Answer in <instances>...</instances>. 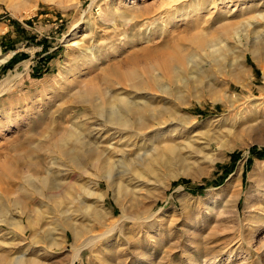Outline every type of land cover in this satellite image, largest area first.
<instances>
[{
    "label": "rangeland",
    "instance_id": "obj_1",
    "mask_svg": "<svg viewBox=\"0 0 264 264\" xmlns=\"http://www.w3.org/2000/svg\"><path fill=\"white\" fill-rule=\"evenodd\" d=\"M95 1L0 0V52L11 54L0 64V82H9V90L0 94V146L17 128L11 118L40 114L44 102L60 100L53 88L63 83L61 77L76 82L100 75L102 67L114 62L106 56L113 46L128 52L110 50L109 56L122 58L141 46L188 36L189 31L214 38L228 24L242 30L243 42L233 37L235 27L229 31L220 69L201 47L183 41L194 56L185 68L197 81L186 76V81L172 83L174 94L157 93L183 116L173 125L179 132L177 152L182 162L170 165L168 159L176 162V158L166 153L152 164L157 175H147L153 183L140 206L127 207L123 215L118 194L103 174H79L66 161L60 182L69 184L78 199L63 206L69 222L81 231L80 252L72 254V227H66L62 214L46 204L40 206L44 223L36 228L20 208L12 209L19 225L0 223V254L8 259L25 254L36 262L29 264H264V157L254 154L264 151V59L257 60L253 53L257 40L264 49V0H219L209 12L203 8L213 0ZM73 37L95 47L102 60L88 64L84 57L91 53L70 46L67 40ZM66 68L70 74L64 73ZM70 104L75 117L90 114L83 105ZM19 124L26 127L24 120ZM132 149L128 152L132 161L116 171H123L118 177L125 186L132 185L129 168L140 167ZM238 170L236 191L225 190ZM88 171L93 173L94 168L90 165ZM96 182L104 195V209L114 212L103 224L83 205L93 202L85 188H95ZM153 200L155 207L149 211Z\"/></svg>",
    "mask_w": 264,
    "mask_h": 264
},
{
    "label": "bare ground",
    "instance_id": "obj_2",
    "mask_svg": "<svg viewBox=\"0 0 264 264\" xmlns=\"http://www.w3.org/2000/svg\"><path fill=\"white\" fill-rule=\"evenodd\" d=\"M175 1L168 0L167 4L171 2L175 4ZM218 4L219 0H213L208 6H204L203 10L209 12L210 8H215ZM234 27L231 24L221 27L220 34L214 38H209L205 34L197 36L193 31H189L188 36L170 38L154 47L141 46L138 51H131L122 58L109 56L110 50L120 52V54L123 52L121 55L128 52L121 47L113 46L106 52V56L114 62H109L102 67L100 75L89 76L91 78L86 76L83 81H76L77 83L61 77L63 83L61 82L59 87L53 88L55 96H61L60 100L44 102L45 110L40 114L33 115L31 113L28 116L25 114V118L24 115L21 117L17 114L16 120L11 118L17 128L11 132L9 136L11 138H7L6 144L0 146V223L18 226L19 223L13 219L11 212L13 208H20L24 216L27 215L30 224L34 226L32 228H36L37 225L44 223L43 207L40 206L47 204L48 209L56 210L62 214L66 227L67 225L72 227L70 228L74 237L72 254L75 256L80 252L81 231L77 230L76 223L69 222L71 217L66 214L67 210L63 206L66 201L70 203L71 200L78 199L69 184L66 186L60 182L61 172L65 173L61 166L66 161L77 169L79 174L87 176L103 174L109 188L118 194L117 199L123 215L127 212V207L140 206L138 204L144 196L143 194L150 193V186L153 183L152 178L147 175L154 177L157 175L152 164L162 160L166 153H169L171 158L173 156L176 158V162L168 159L170 165H175L177 161H180L178 163L182 162V158H179L177 152L180 144V137H177L179 132L173 125L177 124L176 121L183 120V116L179 115L178 108L168 105L169 102L165 96H159L157 93L171 95L173 92L174 94L176 90L172 83L186 81V76L190 81H197L195 76H190L191 70L185 68L190 66L189 63L193 62L194 56L190 55L189 47H186L187 45L183 41L190 43L188 46L201 47L205 55L211 58L215 65L221 66L224 60L222 52L227 48L225 40L229 31ZM235 29L233 37L242 43V30L238 27ZM256 38L258 39V37ZM142 39L146 42L150 41L149 37ZM67 42L70 46L82 49L86 54H88L86 51L91 53V56L85 55L84 57L88 58V64L95 65L98 60H102L100 57L102 55L94 52L95 47H87L83 38L78 40L73 37ZM259 42L262 43L260 40L253 43V53L257 60L264 59L263 45L260 47ZM10 55L0 52V64L8 62L11 58H9ZM68 68L64 70L66 75L71 73V69ZM8 90L9 82L1 81L0 94ZM34 102L36 101L34 100ZM71 102L83 105L90 114L80 118L75 117L71 113L73 112L72 105H67ZM31 106L34 108L35 104ZM90 115L92 116L90 117ZM23 120L25 128L19 124ZM116 138L118 140L112 142ZM132 148L136 150L134 158L138 160L140 167L129 168L132 174V185L125 186L118 177L123 171L117 173L116 171L132 161L129 160L128 155L129 151H133ZM90 165L94 168L93 173L88 171ZM241 170L229 178L225 190L236 191L237 183H240L241 179ZM255 171H257L256 167ZM94 185L95 188H85L89 197L93 196V202L83 203V205L86 211L103 224L106 220H110L114 212L104 209V195L98 191L100 182H96ZM27 186L33 191L28 193ZM18 191H22L19 196L16 195ZM59 191H63V193ZM37 193L46 200L39 199ZM155 203L154 201L147 210L152 211ZM61 208L64 209L60 212ZM32 212L37 215L33 217ZM50 243L59 247L62 245L56 241H50ZM25 256L22 254L8 259L4 254H0V264L36 263Z\"/></svg>",
    "mask_w": 264,
    "mask_h": 264
},
{
    "label": "trees",
    "instance_id": "obj_3",
    "mask_svg": "<svg viewBox=\"0 0 264 264\" xmlns=\"http://www.w3.org/2000/svg\"><path fill=\"white\" fill-rule=\"evenodd\" d=\"M254 154H256L260 157H264V151H254Z\"/></svg>",
    "mask_w": 264,
    "mask_h": 264
}]
</instances>
